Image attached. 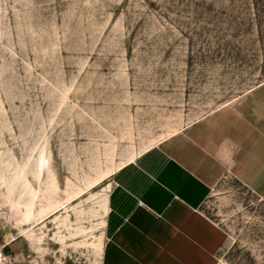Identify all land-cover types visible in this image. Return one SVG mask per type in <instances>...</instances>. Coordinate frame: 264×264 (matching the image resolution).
I'll return each instance as SVG.
<instances>
[{
	"label": "rangeland",
	"instance_id": "rangeland-1",
	"mask_svg": "<svg viewBox=\"0 0 264 264\" xmlns=\"http://www.w3.org/2000/svg\"><path fill=\"white\" fill-rule=\"evenodd\" d=\"M264 81V0H0V264H110L115 177ZM203 209L264 264V201Z\"/></svg>",
	"mask_w": 264,
	"mask_h": 264
},
{
	"label": "crops",
	"instance_id": "crops-1",
	"mask_svg": "<svg viewBox=\"0 0 264 264\" xmlns=\"http://www.w3.org/2000/svg\"><path fill=\"white\" fill-rule=\"evenodd\" d=\"M229 177L264 201V81L117 174L110 264H222L230 235L203 206Z\"/></svg>",
	"mask_w": 264,
	"mask_h": 264
}]
</instances>
